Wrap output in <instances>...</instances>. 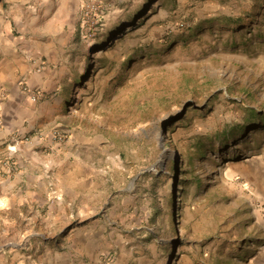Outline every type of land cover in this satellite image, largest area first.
Instances as JSON below:
<instances>
[{"label":"rangeland","instance_id":"rangeland-1","mask_svg":"<svg viewBox=\"0 0 264 264\" xmlns=\"http://www.w3.org/2000/svg\"><path fill=\"white\" fill-rule=\"evenodd\" d=\"M197 1L209 23L158 0L159 21L104 34L101 9L84 7L82 37L51 68L60 103L49 125L3 157L18 166L33 145L66 199L98 207L76 217L95 240L61 245L76 260L68 264H234L251 239L242 219L253 211L245 177L264 165V0ZM21 213L0 217V251L27 254L40 239L57 251L72 234L30 231L37 221Z\"/></svg>","mask_w":264,"mask_h":264},{"label":"crops","instance_id":"crops-1","mask_svg":"<svg viewBox=\"0 0 264 264\" xmlns=\"http://www.w3.org/2000/svg\"><path fill=\"white\" fill-rule=\"evenodd\" d=\"M171 1L174 4V8L170 6V9H174L170 10L171 13H176L175 9L182 5L186 6L184 13L193 24L202 25L211 21V17L197 11V0ZM184 1L187 2L186 5L183 4ZM157 2L158 0H0V217H7L10 212H17L21 216L22 210L27 209L29 216L37 221L32 223L30 231L35 227L38 232H62L70 226L72 233L69 237L58 238L57 251L44 245L43 239L34 242V245L29 242L33 249L27 254H8L1 250L0 264H68L72 254L68 255L61 248L62 244L68 246L67 241H70L71 247H77V242L82 240H95V234L87 235L86 231H79L81 223H76V217H93L99 214L92 198L79 205L73 199H66L60 183L61 177L56 176L55 172L44 171V161L38 160L34 152V155L30 154L33 145L27 153L22 151L18 155L25 160L18 166L3 160V157L6 154L11 156L17 149L20 153L18 140L36 130L44 131L45 125H49L55 112L53 103H60V97L49 91L51 84L56 86L59 83L58 80H53L52 83L51 68L57 63L62 65V59L73 53V43L82 37L84 7L88 3H94L101 9L100 33L104 34L112 31L115 33L120 28H130V25L140 21H145L146 24L149 21H159L164 15L157 12L161 8V4ZM210 7L211 3L207 2L203 8ZM173 17L176 18L177 14ZM67 46L72 49H67ZM78 55L81 56V53ZM74 58H77L76 52ZM45 120L47 124H44ZM49 134L48 132L46 136L49 137ZM33 141H36V145L45 144L42 139ZM57 146L60 147V144L57 143L55 147ZM64 164L66 163L63 162L62 165ZM256 166V163L252 164L250 173L245 177L252 190L249 193L252 197L249 195V199L254 203L250 204L253 211L244 214L249 216V221L241 216L242 221L249 222L251 239L242 240L238 255L230 257L231 263L235 261L234 264H264V213L260 207L264 206V165ZM68 217L71 221L67 225L61 222ZM3 222L8 221L0 218V226ZM39 247L42 249L38 250ZM73 261L76 260L71 259L70 262ZM113 264H123V257H116Z\"/></svg>","mask_w":264,"mask_h":264},{"label":"built area","instance_id":"built-area-1","mask_svg":"<svg viewBox=\"0 0 264 264\" xmlns=\"http://www.w3.org/2000/svg\"><path fill=\"white\" fill-rule=\"evenodd\" d=\"M97 9V5H95L94 3H88L86 6H85V9H84V14L87 15V14H92V12L96 11ZM261 207V211L264 213V206H260Z\"/></svg>","mask_w":264,"mask_h":264},{"label":"bare ground","instance_id":"bare-ground-1","mask_svg":"<svg viewBox=\"0 0 264 264\" xmlns=\"http://www.w3.org/2000/svg\"><path fill=\"white\" fill-rule=\"evenodd\" d=\"M128 29V28H127ZM102 52V50H100L98 53H101ZM168 147V146H167ZM163 148H165V147H163ZM166 149V148H165ZM170 155L169 156H171V157H174L175 155H174V151L172 150V149H170Z\"/></svg>","mask_w":264,"mask_h":264}]
</instances>
